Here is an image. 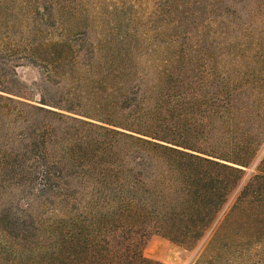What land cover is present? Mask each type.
<instances>
[{"label": "trees", "instance_id": "1", "mask_svg": "<svg viewBox=\"0 0 264 264\" xmlns=\"http://www.w3.org/2000/svg\"><path fill=\"white\" fill-rule=\"evenodd\" d=\"M238 3L154 0L167 58L30 29L40 101L0 89V136L5 110L22 125L0 184L27 195L0 209V264H163L142 252L154 234L210 235L196 264H264V158L225 210L264 146V34Z\"/></svg>", "mask_w": 264, "mask_h": 264}, {"label": "rangeland", "instance_id": "2", "mask_svg": "<svg viewBox=\"0 0 264 264\" xmlns=\"http://www.w3.org/2000/svg\"><path fill=\"white\" fill-rule=\"evenodd\" d=\"M238 1L237 7L241 10H257L253 22L255 33L264 34V2L258 6L259 0ZM132 2L135 4L131 5ZM166 24L167 21L156 14L154 0H0V89L12 94L21 93L18 95L24 98L20 99L22 101H40L42 72L26 60L29 46L39 41L30 29L41 25H55L57 28L62 27L65 33L66 29L70 30V38L77 40H133L134 44H139V50L134 55L148 58L153 55L158 57L160 54L159 57L167 58L171 53L163 52L161 48L171 40L174 32ZM42 29L47 30L46 26ZM57 37H62L61 32H57ZM7 112L9 113L5 110L1 117L3 131L0 136V151L7 141L14 139L22 127L21 123L14 121V113L7 119ZM263 158L264 146L254 163L245 169L244 178L225 210L233 204L236 195L256 172ZM26 197L23 191L14 188V184H0V209L18 204L26 205ZM28 201L33 205L39 202L35 198ZM40 206V202L36 204L34 213L39 214ZM209 239L210 235L197 247L190 249L154 234L144 239L142 252L144 257L163 264H196ZM215 256V264H224L225 252ZM262 257L264 248L260 250L259 258ZM252 261L256 262L258 258L253 257Z\"/></svg>", "mask_w": 264, "mask_h": 264}]
</instances>
